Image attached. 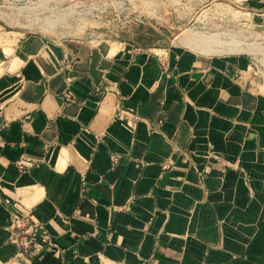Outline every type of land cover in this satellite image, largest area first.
I'll list each match as a JSON object with an SVG mask.
<instances>
[{"label":"crops","instance_id":"obj_1","mask_svg":"<svg viewBox=\"0 0 264 264\" xmlns=\"http://www.w3.org/2000/svg\"><path fill=\"white\" fill-rule=\"evenodd\" d=\"M151 27L0 28V264H264V65ZM28 214L51 245L9 241Z\"/></svg>","mask_w":264,"mask_h":264},{"label":"rangeland","instance_id":"obj_2","mask_svg":"<svg viewBox=\"0 0 264 264\" xmlns=\"http://www.w3.org/2000/svg\"><path fill=\"white\" fill-rule=\"evenodd\" d=\"M144 1L0 0V28L52 38L133 37L145 43L154 25L183 45L186 33L205 36L212 40L209 53L244 50L264 65V28L257 27L259 16L247 7L248 0H148L150 6Z\"/></svg>","mask_w":264,"mask_h":264},{"label":"built area","instance_id":"obj_3","mask_svg":"<svg viewBox=\"0 0 264 264\" xmlns=\"http://www.w3.org/2000/svg\"><path fill=\"white\" fill-rule=\"evenodd\" d=\"M113 159H116V157ZM9 241L21 249L22 252L52 244L46 227L36 222L30 214L14 217Z\"/></svg>","mask_w":264,"mask_h":264},{"label":"bare ground","instance_id":"obj_4","mask_svg":"<svg viewBox=\"0 0 264 264\" xmlns=\"http://www.w3.org/2000/svg\"><path fill=\"white\" fill-rule=\"evenodd\" d=\"M130 1H135V0H130ZM147 3L148 6H150L152 4V2L146 0L144 1V3ZM166 6V5H165ZM167 7V6H166ZM150 8V7H148ZM168 8V7H167ZM169 9V8H168ZM146 11V10H145ZM148 12H150L148 10ZM152 13V12H151ZM160 13V12H159ZM162 15H164L163 13H161ZM156 15V14H155ZM159 16V15H158ZM160 21L162 22V16L159 17ZM167 20V19H166ZM165 20L163 19V22ZM167 23V21L165 22ZM211 38H207L205 36H198V35H193L191 33H186L181 41L183 43H185L184 45H187L189 48H192L193 50H196V51H199V52H202V53H209V49H210V44L212 42V40H210ZM220 47V46H219ZM227 47V46H225ZM224 47V48H225ZM223 48V49H224ZM214 49V48H212Z\"/></svg>","mask_w":264,"mask_h":264}]
</instances>
